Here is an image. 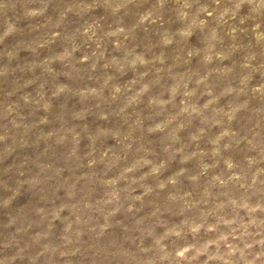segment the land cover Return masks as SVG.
I'll return each mask as SVG.
<instances>
[{
	"label": "clouds",
	"instance_id": "clouds-1",
	"mask_svg": "<svg viewBox=\"0 0 264 264\" xmlns=\"http://www.w3.org/2000/svg\"><path fill=\"white\" fill-rule=\"evenodd\" d=\"M0 8V264H264V0Z\"/></svg>",
	"mask_w": 264,
	"mask_h": 264
},
{
	"label": "rangeland",
	"instance_id": "rangeland-1",
	"mask_svg": "<svg viewBox=\"0 0 264 264\" xmlns=\"http://www.w3.org/2000/svg\"><path fill=\"white\" fill-rule=\"evenodd\" d=\"M10 2H13V3H17L18 0H10ZM13 15V12L12 10H9V9H3V8H0V25L3 24L4 20H5V17H11ZM13 42V38L12 37H9L7 40L4 41L3 44H0V47H3L4 45H7V44H10ZM190 42L192 44H197L198 45V41L196 39V37H192L190 38ZM45 51L46 50H42L41 51V54H45ZM27 54L24 53V52H21L20 53V56L21 57H24L26 56ZM130 75V74H129ZM127 78V77H125ZM6 85L0 81V89L4 88ZM223 101H221L222 103ZM111 141H109L110 143ZM12 157H9L7 160H2L0 161V172L3 171L4 167L10 163H12ZM7 195L6 192L3 191L2 188H0V198H2L3 196ZM34 197H31L30 194L28 193H24L20 196H18L16 198V200H14L12 202V205H11V210H14L16 208H19L21 206H25L29 203V201H34ZM10 209H3V208H0V241H3L5 239V236H6V231L3 229V224L6 222L7 220V215L6 213L9 212ZM60 225L58 222H56V228L53 229V232L55 233L58 229H59ZM13 251V249H4V248H0V256H4V255H9L11 254V252ZM18 264H22V262H18Z\"/></svg>",
	"mask_w": 264,
	"mask_h": 264
}]
</instances>
